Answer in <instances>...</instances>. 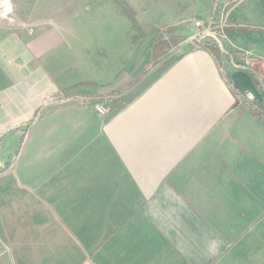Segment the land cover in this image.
<instances>
[{"label":"crops","instance_id":"1","mask_svg":"<svg viewBox=\"0 0 264 264\" xmlns=\"http://www.w3.org/2000/svg\"><path fill=\"white\" fill-rule=\"evenodd\" d=\"M220 11L260 57L188 42ZM258 83L264 0H0L12 264H264Z\"/></svg>","mask_w":264,"mask_h":264},{"label":"built area","instance_id":"2","mask_svg":"<svg viewBox=\"0 0 264 264\" xmlns=\"http://www.w3.org/2000/svg\"><path fill=\"white\" fill-rule=\"evenodd\" d=\"M191 26H192V34L188 38V42H190L191 44L200 46L201 44L208 42L212 45H216L220 50L221 54L225 56L226 55L230 56V58H234V56H237L238 54L241 53L245 54V56L248 58L252 57V54L248 51H242L239 49H235L234 51L226 50L225 43H229V45L233 49L235 48V46L225 34L227 28L229 27V23L225 21V16L223 11L212 14L206 20H202L200 18H192ZM233 61H231L232 62L231 64L232 65L236 64L233 63ZM95 110L98 112V114L105 115V108L101 104H96Z\"/></svg>","mask_w":264,"mask_h":264},{"label":"rangeland","instance_id":"3","mask_svg":"<svg viewBox=\"0 0 264 264\" xmlns=\"http://www.w3.org/2000/svg\"><path fill=\"white\" fill-rule=\"evenodd\" d=\"M225 16V21L227 23L230 24V18L226 17V14L224 13ZM146 19H148V17H146ZM152 21H148L147 26L151 24ZM126 26L125 25H121L120 24H113V32H123L125 31ZM135 30V27H134ZM225 34L227 35V37L229 38V40L231 39V35L232 33L229 30H226ZM232 41V40H230ZM259 49H263V43H261L259 41ZM226 44V48L229 46V43H225ZM254 47V46H252ZM232 48V47H231ZM229 51H234V49H230ZM233 54V53H232ZM252 54V53H251ZM253 57H255V54H252ZM235 57V56H234ZM256 57H260V56H256ZM260 59V58H259ZM7 169V168H5ZM9 198H0V207H2L1 211H0V247L1 249L5 252V254L8 257V263L5 264H12V229L10 227H12V204L10 203ZM11 206V207H9ZM4 258V257H2ZM3 260V259H2ZM0 264H4V263H0Z\"/></svg>","mask_w":264,"mask_h":264},{"label":"trees","instance_id":"4","mask_svg":"<svg viewBox=\"0 0 264 264\" xmlns=\"http://www.w3.org/2000/svg\"><path fill=\"white\" fill-rule=\"evenodd\" d=\"M230 28L232 30H237L239 33H244L248 30H262V29H259V28H256V27H253V26H249V25H238V24H235L234 22L230 23ZM156 41V42H155ZM154 41V44L152 45L151 47V57H157L159 54H161L162 52H164L165 50V44L167 45L168 41L165 42V41H161V40H155ZM214 52L216 55L219 54V51L217 48L214 49ZM258 82V81H257ZM83 84H87V82H82V83H79V84H76V85H73L69 88H66L64 89L63 91L67 92L69 90H72V89H75L77 88L78 86L80 85H83ZM262 89V91L264 92V85H261V83H258ZM229 86L231 87V85L229 84ZM232 88V87H231ZM233 90V93L235 95H240L234 88H232ZM252 109H254V111L256 112L257 116L260 118V120L262 121L263 125H264V109L260 108V107H257L255 106L254 104H249Z\"/></svg>","mask_w":264,"mask_h":264}]
</instances>
